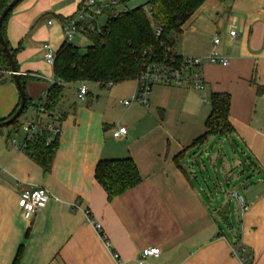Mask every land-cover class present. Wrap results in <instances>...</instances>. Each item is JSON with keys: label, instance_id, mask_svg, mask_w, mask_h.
<instances>
[{"label": "crops", "instance_id": "crops-1", "mask_svg": "<svg viewBox=\"0 0 264 264\" xmlns=\"http://www.w3.org/2000/svg\"><path fill=\"white\" fill-rule=\"evenodd\" d=\"M83 1L21 0L4 23L25 77V118L35 116L34 106L56 80L42 46L60 48L62 23ZM103 1H116L121 11L148 0ZM182 29L180 57L227 59L200 67L204 97L188 83L158 84L147 105H123L119 100L137 92L135 80L106 88L91 83L94 92L84 84V100L82 84H69L54 109L60 133L47 171L15 149L24 135L7 141L0 132V264H116L112 253L121 264H138L147 247L160 253L143 264H243L232 247L250 255L247 264H264V0H205ZM1 79L0 119H7L20 98L11 75ZM212 93L229 95L232 130L204 136ZM120 126L127 135L113 137ZM204 156L215 175L211 187L197 180V171H206ZM124 157L134 161L141 182L108 200L95 166ZM31 186L45 188L50 199L28 223L19 195Z\"/></svg>", "mask_w": 264, "mask_h": 264}, {"label": "trees", "instance_id": "trees-1", "mask_svg": "<svg viewBox=\"0 0 264 264\" xmlns=\"http://www.w3.org/2000/svg\"><path fill=\"white\" fill-rule=\"evenodd\" d=\"M10 1L0 0V13ZM204 1L148 0L145 5L118 12L116 6L106 7L102 12L106 16L105 23L94 30L82 33L89 42L83 51L72 42L63 43L56 51L52 66L56 80L48 88L45 109L54 111L64 88L69 84L95 83L101 88H106L109 82L114 85L136 81L141 71L152 63L179 65L182 57L175 49L182 34V27ZM145 8L149 9L150 15ZM10 12L1 26L5 40L4 23ZM157 27L161 29L158 35L155 33ZM9 49L15 60L13 50L10 47ZM0 69L10 71V64L1 43ZM23 77L20 75L22 85L25 78ZM209 103L210 112L204 122L206 128L204 136L231 131L228 120L229 95L212 93ZM26 108L27 99L21 115L26 112ZM2 120L4 119H0ZM8 126L12 128L13 133L18 134L21 131V122L18 119ZM48 136L49 134H44L38 140L25 142L23 149L44 171L50 169L58 145L57 135L47 144ZM10 137L11 133L8 132L6 140L8 141ZM94 177L105 191L108 200L141 182L136 165L130 157L100 159L95 166Z\"/></svg>", "mask_w": 264, "mask_h": 264}, {"label": "built area", "instance_id": "built-area-1", "mask_svg": "<svg viewBox=\"0 0 264 264\" xmlns=\"http://www.w3.org/2000/svg\"><path fill=\"white\" fill-rule=\"evenodd\" d=\"M109 6H117L116 1L105 3L103 0H84L77 12L71 17L67 18L62 23V33L64 36V43H71L77 35H82L86 30H94L97 25L96 16L102 14L103 10ZM118 12V10H116ZM147 14L150 15L149 9ZM49 24L51 21L48 22ZM160 27L155 29V33H160ZM236 35L235 30H229L228 36L233 38ZM212 42L218 44L220 42V34L216 33ZM43 59L51 67L53 66L56 51L49 43H44L42 46ZM204 64H227V59L218 57L215 53H211L207 56H186L182 57L181 63L176 66L164 65L158 63H152L147 65L139 74L136 79L137 92L131 97V99L119 100L120 104L128 105L131 100H135L142 105H147L148 96L154 85H182L185 83L200 93V96L204 97V84L199 69ZM4 75H11V71H4L0 69V79ZM55 83V79H51L50 85ZM108 87L112 86V83L107 84ZM87 87L82 84L79 89L78 98L80 100L85 99L87 94ZM47 95V94H46ZM46 95L42 97L37 103L35 108L36 114L33 118H25L21 122V132L24 135V142L21 147L16 146L17 151H23L25 148V142L38 140L44 134H49L46 139L48 144L52 137L59 135L60 133V115L55 111L45 109L44 103ZM115 138H124L127 135V129L124 126L117 127L112 133ZM20 208L22 218L30 223L36 213L45 207L50 194L45 188L40 186L26 187L20 190ZM246 210V207H243ZM98 228L99 226L96 225ZM160 253L158 247L144 248L139 257L138 264H143L148 257H157ZM232 255L240 257L243 264H247L250 258L248 256L240 255V248L232 247ZM116 264H121L117 253H112Z\"/></svg>", "mask_w": 264, "mask_h": 264}, {"label": "water", "instance_id": "water-1", "mask_svg": "<svg viewBox=\"0 0 264 264\" xmlns=\"http://www.w3.org/2000/svg\"><path fill=\"white\" fill-rule=\"evenodd\" d=\"M21 0H11L1 11L0 13V43L3 47L4 52L6 53V56L8 58L9 64H10V71L13 78V81L16 85V88L19 93V105L16 109V111L7 119H4L0 121V127L8 126L12 124L16 119H18L26 105V93L24 90V87L20 80V72L18 71V68L16 66L15 60L12 56V53L8 47V44L6 40L4 39L2 32H1V26L4 18L7 16V14L20 2ZM5 83V79L0 80V84L3 85Z\"/></svg>", "mask_w": 264, "mask_h": 264}, {"label": "rangeland", "instance_id": "rangeland-1", "mask_svg": "<svg viewBox=\"0 0 264 264\" xmlns=\"http://www.w3.org/2000/svg\"><path fill=\"white\" fill-rule=\"evenodd\" d=\"M147 9L145 8V11ZM98 26H102L105 21H106V16L104 15H99L98 16ZM73 44H75L76 46H78L80 48L81 51L84 50L85 46H87L89 44V42L87 41L86 38H84L82 35H77L74 40L72 41ZM89 88L91 89L92 92H94V88H92L91 83H88ZM110 88H108L107 91H109ZM25 116H27V112H24L19 118L18 121L22 122L23 119H25ZM0 132L2 134H4L6 136V134L8 132L11 133V137H14L15 139L22 141L23 140V133L21 131H19V133H13L12 128L10 126H3L0 127ZM227 146V144H226ZM204 167L206 168V171L202 170V171H197V180L200 184L207 186V187H211V182H213L215 175L213 173V169L211 167V165L207 162L205 156H204Z\"/></svg>", "mask_w": 264, "mask_h": 264}]
</instances>
